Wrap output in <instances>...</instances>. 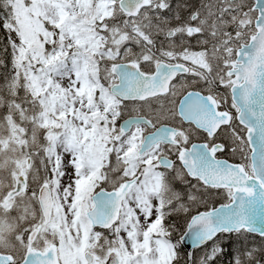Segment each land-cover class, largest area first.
I'll list each match as a JSON object with an SVG mask.
<instances>
[{
	"label": "snow or ice",
	"instance_id": "obj_1",
	"mask_svg": "<svg viewBox=\"0 0 264 264\" xmlns=\"http://www.w3.org/2000/svg\"><path fill=\"white\" fill-rule=\"evenodd\" d=\"M0 264H264V0H0Z\"/></svg>",
	"mask_w": 264,
	"mask_h": 264
}]
</instances>
